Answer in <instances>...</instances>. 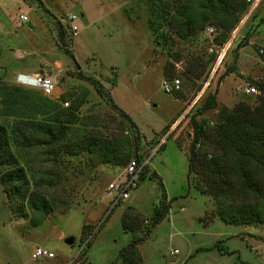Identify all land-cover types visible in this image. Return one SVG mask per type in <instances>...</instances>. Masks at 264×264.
<instances>
[{
    "label": "rangeland",
    "instance_id": "1",
    "mask_svg": "<svg viewBox=\"0 0 264 264\" xmlns=\"http://www.w3.org/2000/svg\"><path fill=\"white\" fill-rule=\"evenodd\" d=\"M42 1L49 11L36 0H0V122L12 126L20 114L21 120L45 118L39 111L23 112L42 96L63 117L74 110L77 118L67 125L66 141L58 142L53 154H44L42 150L48 148L42 146L24 154L13 146L28 169L38 175L50 172L51 184L45 183L43 189L53 209L39 224L31 225L30 208L25 217L13 215L0 185V264H120L119 250L133 235H141L149 222L161 193L158 176L171 206L167 216L138 243L142 264H264V222L233 224L217 215L210 217L214 199L191 183L201 174L187 175L192 119L205 120L211 141L208 148L214 151L220 110L241 100L253 102L256 93L245 91V86L264 80L260 56V49L264 51V0L253 7L247 1L248 9L223 44L217 41L221 31L214 24L188 39L171 34L164 25L155 27L151 22L155 9L165 7L166 0ZM167 2L171 7L173 0ZM19 12L26 13L29 21L20 20ZM70 14L76 15V34L69 33ZM56 20L63 24L73 58L59 45ZM162 29L165 39L156 35ZM245 36L247 43L239 47ZM188 66L196 67L201 77L186 78ZM79 72L97 77L132 116L138 125L135 141L129 121L91 83L79 78ZM36 73L54 77V93L45 95L20 81ZM173 76L180 78L181 89L167 93L162 81ZM2 85L25 91L18 109L15 106L19 115L6 113ZM208 93L215 94L216 106L202 109ZM86 135L114 146L123 160H111L109 150L102 158L96 151L79 149L75 142ZM156 144L159 147L146 165L145 177L128 198L113 203L108 182L119 178L129 156L150 152ZM199 146L207 149L205 141ZM151 172L158 175L150 177ZM123 223H137L136 232ZM68 235L75 238L72 244L64 241ZM37 246L55 255L32 257Z\"/></svg>",
    "mask_w": 264,
    "mask_h": 264
},
{
    "label": "trees",
    "instance_id": "2",
    "mask_svg": "<svg viewBox=\"0 0 264 264\" xmlns=\"http://www.w3.org/2000/svg\"><path fill=\"white\" fill-rule=\"evenodd\" d=\"M36 2L43 10L49 11L42 0ZM248 5L247 0H173L170 7L166 0L165 7L155 9L151 22H154L157 28L164 25L170 33L172 31L182 39L192 38L208 24H214L221 31V37L217 41L223 44L240 21L241 14L248 9ZM55 26L59 45L73 58L72 51L66 46L63 24L56 20ZM247 34L250 35V32ZM156 35L165 39L163 29L158 30ZM247 39L248 36H245L238 46L246 44ZM262 50L260 56L264 59ZM78 75L79 78L91 83L96 92L129 121L132 140L135 141L138 137V125L114 100L110 89L92 74L79 72ZM185 76L191 80L199 79L201 72L196 67L188 66ZM252 83L259 89L253 102L241 100L230 109L220 110V120L214 127L213 140L216 142L214 151L208 148L211 141L207 139L205 120L192 119L194 133L187 154V175L196 171L201 174L198 176L199 179L191 180V183L201 193H208L214 199V211L213 214L209 213V216L217 215L223 221L233 224L264 222V80H254ZM2 88L6 113L19 115L20 113L14 112L15 106L17 105L18 109L25 91L15 85H2ZM50 101L49 98L42 96L34 100L35 105L25 107L23 110V112L39 111L45 118L21 120L20 114L19 120L13 122L12 126L0 122V185L13 215L25 217L27 208H30L31 225L39 224L53 209V201L43 189L45 183L47 186L51 184L48 178L50 172L38 175L32 168V170L28 169L26 164L21 162L13 146L22 149L24 154H29L31 150L41 146L48 148L42 150L44 154H53L54 146L58 142L66 141L67 125L76 120V112L72 110L63 117ZM214 106H216L215 94L208 93L202 109ZM202 135H204L203 139ZM204 141L207 149L199 146V142L204 143ZM75 145L81 150L96 151L102 155V158H105L104 151L109 150L111 160L117 163L124 158V155L121 157L117 150L112 149L114 146L101 143L96 136L86 135L76 140ZM133 156H138V153L135 152ZM131 157L129 156L127 161ZM145 174V171L141 173L140 178L145 177ZM157 175L156 172L149 174L150 177ZM158 177L161 193L153 206L149 222L143 226L141 235H133L132 239L119 250L117 259L120 264H142L138 243L144 240L154 226L169 213L171 200L167 198L161 177ZM123 225L124 228L129 227L132 232H136L138 224L129 226L123 223ZM86 226L87 224H84L82 227L83 233ZM215 246L220 250V246L217 244Z\"/></svg>",
    "mask_w": 264,
    "mask_h": 264
},
{
    "label": "built area",
    "instance_id": "3",
    "mask_svg": "<svg viewBox=\"0 0 264 264\" xmlns=\"http://www.w3.org/2000/svg\"><path fill=\"white\" fill-rule=\"evenodd\" d=\"M253 7L258 3L259 0H247ZM69 33L76 34L77 25L74 22L76 18L75 14H70L69 16ZM18 18L22 21H28V15L26 13L20 12L18 13ZM261 50V49H260ZM32 86L39 88L43 94L51 95L54 93L56 88V80L53 76L46 73H36L32 78ZM163 90L167 93H174L181 89V82L178 76H173L170 79L164 78L162 81ZM245 91L258 93L259 89L254 84H248L245 86ZM166 137V135H165ZM161 138L158 144L163 142L165 139ZM150 148V152L146 153H138V156H132L124 165L123 171L119 178H116L107 184V191L112 192L111 200L113 203H116L119 199H126L129 197L132 189L137 187L138 180L140 179L141 173L145 171L146 165L149 163L150 158L154 151L159 147V145ZM88 238L85 239L84 244L87 243ZM82 245V246H83ZM32 257L39 256H54V252L49 250L46 247L37 246L35 250L32 252Z\"/></svg>",
    "mask_w": 264,
    "mask_h": 264
},
{
    "label": "water",
    "instance_id": "4",
    "mask_svg": "<svg viewBox=\"0 0 264 264\" xmlns=\"http://www.w3.org/2000/svg\"><path fill=\"white\" fill-rule=\"evenodd\" d=\"M230 43V40L226 43V46ZM219 61V59L217 60ZM75 238L73 235H68L64 237V241L68 244H72L74 242Z\"/></svg>",
    "mask_w": 264,
    "mask_h": 264
},
{
    "label": "clouds",
    "instance_id": "5",
    "mask_svg": "<svg viewBox=\"0 0 264 264\" xmlns=\"http://www.w3.org/2000/svg\"><path fill=\"white\" fill-rule=\"evenodd\" d=\"M20 81L23 82V83H26L27 85H32V78L31 77H21L20 78Z\"/></svg>",
    "mask_w": 264,
    "mask_h": 264
},
{
    "label": "crops",
    "instance_id": "6",
    "mask_svg": "<svg viewBox=\"0 0 264 264\" xmlns=\"http://www.w3.org/2000/svg\"><path fill=\"white\" fill-rule=\"evenodd\" d=\"M20 13V12H19ZM24 13V12H23ZM28 21H29V17H28ZM34 75H30L29 77L33 78Z\"/></svg>",
    "mask_w": 264,
    "mask_h": 264
}]
</instances>
